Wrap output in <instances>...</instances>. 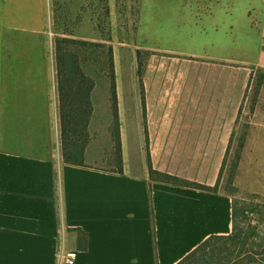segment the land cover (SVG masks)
Masks as SVG:
<instances>
[{"label": "crops", "instance_id": "0c3cea01", "mask_svg": "<svg viewBox=\"0 0 264 264\" xmlns=\"http://www.w3.org/2000/svg\"><path fill=\"white\" fill-rule=\"evenodd\" d=\"M57 1L0 0V264H66L59 259L64 250L75 253L73 264H177L210 236L231 234L230 195L151 180L149 166L216 184L252 70L264 68V25L251 24L252 12L261 16L262 10H252V0H243L244 10H234L235 0L200 10L205 21L221 12L229 31L240 14L254 41L242 54L111 43L119 174L89 161L95 143L91 126L102 127L112 145V105L110 87L98 86L97 76L105 74L84 64L93 81L87 167L64 162L55 40L95 41L90 11L96 3L73 0L72 10L83 11L78 18L83 22L68 35L49 22ZM125 13L131 17L125 27H135L136 17ZM232 34L226 33L223 48L239 45ZM126 50L132 52V70L123 67ZM137 50L149 52L141 72L135 69ZM256 130L264 146V112ZM77 229L86 233L85 247Z\"/></svg>", "mask_w": 264, "mask_h": 264}, {"label": "rangeland", "instance_id": "374dc122", "mask_svg": "<svg viewBox=\"0 0 264 264\" xmlns=\"http://www.w3.org/2000/svg\"><path fill=\"white\" fill-rule=\"evenodd\" d=\"M94 1L96 10L90 12L95 22L96 39L89 42H102L106 45L114 42L117 46L121 42L135 43L219 56L222 55L223 49L236 54L240 51L242 54V50L247 49L245 45L254 44L253 38L245 30L246 24L243 22L245 20L241 21L240 14L234 25V31L224 28L221 12H217L218 15L208 16L209 21L204 20L206 16L200 10H212L214 7L212 4L221 0H186L184 5L179 4L180 0H110V6L109 0ZM225 1L231 2V0ZM73 2V0L57 1L56 10H53L49 22L55 28L58 26L60 33L71 35L77 27V22H83L78 20L83 11L72 10ZM235 2L237 3L234 10H244L246 5L243 0H235ZM12 3L13 0H10V4ZM252 3L256 6L252 10H262V14L259 16L260 11L252 12L251 24L256 29L258 25L262 28L264 0H252ZM129 10L137 19L133 17L135 27L127 28L124 22L131 17L125 12ZM246 23H248L247 19ZM232 32L233 36L240 38L239 41H235L239 42L237 43L239 45L234 48L226 46L225 49L222 43L226 42L228 36L226 33ZM131 56L132 52L126 50L123 58L125 70L134 69ZM135 56L138 58L137 54ZM146 57L145 53L140 55L144 64ZM79 59L90 70L95 68L97 74L98 72L105 74V76H97L100 89L105 88V85L110 87L109 78L103 71L108 68L106 48L82 47L79 50ZM136 64L135 69L138 70V59ZM263 112L264 68H256L252 70L238 126L229 144L217 184L218 190L228 193L236 204V223L241 230V237L235 245H226L224 240L211 239L210 243L184 264L264 263V157L262 156L264 146L258 145L256 136V127L262 121ZM90 129L95 140L94 145L90 147V158H93L89 160L91 165L107 170L115 169V151L110 126L108 132L112 141L111 147L107 144L108 136L103 135L102 127L91 126Z\"/></svg>", "mask_w": 264, "mask_h": 264}, {"label": "trees", "instance_id": "16d2710c", "mask_svg": "<svg viewBox=\"0 0 264 264\" xmlns=\"http://www.w3.org/2000/svg\"><path fill=\"white\" fill-rule=\"evenodd\" d=\"M55 46L60 92L61 141L64 162L68 165L87 167V165L85 164V149L91 140L88 131V125L92 113V106L89 101V92L93 87V81L91 78L86 76L85 72L82 69L83 62L79 59V50L80 48H86L87 46L106 48L108 68L103 69V71L106 73L110 81L112 105V122L110 124V131L114 143L116 163V168L112 171L122 174L123 161L119 133L117 97L115 91V68L112 45H106L102 42H89L69 37H58L55 40ZM142 53H145L146 55L149 54V52L146 51H136L138 57L137 59L139 72L142 71L144 64L140 59V55ZM222 166L217 182L214 186H208L198 182L183 179L167 172L155 170L151 166H149V176L151 180L217 192V184L222 172ZM236 219V204L232 200L233 228L231 234L224 236H210L177 264H184L185 261L190 260V258L198 253L200 249L210 243L211 239L224 240L226 241V245H235V242H237V240H239L241 237V230H239L237 226ZM77 231H79V242L81 243V245H83V247H85L86 233L79 229H77Z\"/></svg>", "mask_w": 264, "mask_h": 264}, {"label": "built area", "instance_id": "2783aa9c", "mask_svg": "<svg viewBox=\"0 0 264 264\" xmlns=\"http://www.w3.org/2000/svg\"><path fill=\"white\" fill-rule=\"evenodd\" d=\"M60 261L63 260L66 264H73L75 261V253L71 250H64L59 254Z\"/></svg>", "mask_w": 264, "mask_h": 264}]
</instances>
